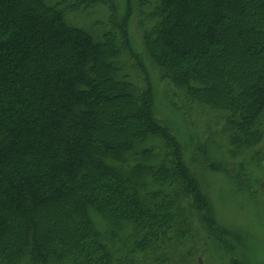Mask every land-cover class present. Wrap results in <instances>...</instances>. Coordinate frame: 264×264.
<instances>
[{
	"label": "trees",
	"instance_id": "obj_1",
	"mask_svg": "<svg viewBox=\"0 0 264 264\" xmlns=\"http://www.w3.org/2000/svg\"><path fill=\"white\" fill-rule=\"evenodd\" d=\"M132 1L173 103L221 113L233 155L262 142L264 0H128L121 21L108 0H0V264H114L93 212L132 227L140 264H168L195 218L224 239L153 111Z\"/></svg>",
	"mask_w": 264,
	"mask_h": 264
},
{
	"label": "rangeland",
	"instance_id": "obj_2",
	"mask_svg": "<svg viewBox=\"0 0 264 264\" xmlns=\"http://www.w3.org/2000/svg\"><path fill=\"white\" fill-rule=\"evenodd\" d=\"M109 1L115 18L121 21L128 0ZM133 4L127 23L129 42L148 76L153 111L171 129L182 161L206 199L214 225L224 236L220 240L195 218L194 234L178 244L168 264H264V136L253 149L233 155L221 113L198 104L173 103L168 83L160 80L157 68L145 58ZM107 13L106 7L96 12L99 16ZM87 22L82 23L89 25ZM146 145L159 142L149 140ZM90 219L114 264H140L141 257L132 254V227L119 229L95 212ZM19 264L31 263L25 259Z\"/></svg>",
	"mask_w": 264,
	"mask_h": 264
}]
</instances>
